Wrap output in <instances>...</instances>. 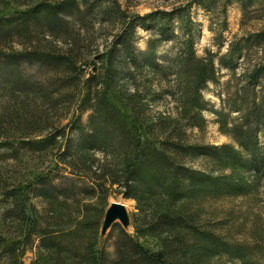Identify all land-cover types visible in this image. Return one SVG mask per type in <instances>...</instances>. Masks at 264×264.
I'll return each mask as SVG.
<instances>
[{
  "label": "trees",
  "instance_id": "obj_1",
  "mask_svg": "<svg viewBox=\"0 0 264 264\" xmlns=\"http://www.w3.org/2000/svg\"><path fill=\"white\" fill-rule=\"evenodd\" d=\"M4 1L16 9L1 11ZM103 1L0 0V264H25L35 247L33 264H264L261 242L235 240L208 209L218 200L264 196V27L231 45L220 67L214 52L198 57L193 39L186 41L177 58V115L151 117L147 97L125 82L161 72L155 52L174 39L175 19L189 31L194 24L185 10L150 14L158 36L139 53L131 45L133 19L118 44L98 55L100 70L86 77L83 65L98 51L97 25L128 17L117 1ZM217 1L197 0L207 10ZM239 2L244 17L256 3L264 12V0ZM252 50L262 57L249 58L251 69L240 75L244 88L214 112L234 142L193 143L188 131L207 126L203 91L220 84L221 68L236 75L235 59ZM200 158L202 170L187 166ZM31 159H51L53 166L28 177ZM112 192L134 200L137 212L135 233L113 226L110 253L100 229Z\"/></svg>",
  "mask_w": 264,
  "mask_h": 264
},
{
  "label": "rangeland",
  "instance_id": "obj_2",
  "mask_svg": "<svg viewBox=\"0 0 264 264\" xmlns=\"http://www.w3.org/2000/svg\"><path fill=\"white\" fill-rule=\"evenodd\" d=\"M113 0H104L103 4L109 6ZM117 1L122 10L127 14V19L123 24L115 25L108 21L96 27V47L98 51H94V57L88 65H83L85 68L86 77L98 72L101 67V60L99 54H104L108 49L118 44L119 40L124 37L125 24L133 19L138 20L135 29L134 41L131 42L135 47V52H147L149 49V42L154 40L158 35L155 31V25L147 18L150 14L158 12H177L184 11L187 13L188 21L194 24V27L189 31L191 25L186 24L181 28L177 19L173 21L174 39L163 40L157 47L155 56L159 64H161L160 73L151 70L146 71L142 77L138 75L137 80L132 82L128 80L125 86L129 91L136 89L138 86L139 91L147 97L149 114L151 117L159 115H177L179 109V86L178 74L180 68L177 63V58L183 52L185 42L193 39L194 49L198 57L207 56L208 52H214L217 56L214 58L215 63L220 67L219 58L227 54L231 45L235 42L246 40L251 34L257 33L264 27V12L261 11L259 3L250 7L246 17L243 15L239 0H218L211 6V9H205L200 6L197 0H115ZM192 3L188 9V5ZM25 8V7H21ZM16 6L10 2H3L1 11L4 12L14 11ZM147 18V19H146ZM144 24H143V23ZM95 47V48H96ZM96 50V49H95ZM256 51L252 50L246 53L244 60L243 55L235 59L238 65L235 69V74L231 73L227 68H221L220 84L209 83L208 87L203 91V97L206 102V108L203 115L207 120V126L204 131L198 128H191L188 131L190 140L195 144L221 146L224 144H232L234 141L232 137L220 130V125L217 122L215 115L216 110L223 108V100H227L229 96L243 89L245 86L244 72L251 69L249 58L252 62H256L262 57L261 53L255 54ZM25 69H27L25 67ZM234 69H232L233 71ZM29 73V72H28ZM263 94V92L260 90ZM120 103L121 108L127 114L132 116V110L127 106L126 102L116 97ZM238 115L239 113H235ZM71 115L69 116V118ZM90 112H86L82 116L84 123L88 122ZM136 122V118H133ZM67 119L64 123L66 124ZM140 131L144 138H148L145 133L144 124L140 126ZM152 138V136H149ZM259 142L264 152V127L259 134ZM30 171L27 176L31 177L37 172L49 169L52 160H46L43 164L36 162L34 159L28 161ZM206 161L204 159H197L193 162H188L187 166L192 169L202 170L205 167ZM52 168V167H51ZM63 171V170H62ZM65 175L70 173L64 170ZM71 176V175H70ZM264 197V196H263ZM262 196L227 198L211 202L208 206L210 216L214 222H222L219 224L222 231L232 234L235 240L247 243L261 242L264 248V200ZM114 202H120L125 205L129 223L125 226L119 220L114 224H120L129 233H135L132 223V217L136 209V202L134 200L126 199L123 195L117 192H112L108 199V206L106 208L103 222L101 225L100 233L102 236L101 246L108 252H114L115 237L111 234L113 228L110 227L107 231H103V223L105 220L108 209ZM218 224V223H217ZM151 248H158V244L153 239H146ZM36 260V247L29 250L24 258L25 264H33ZM226 264H241L238 261L231 262L224 261Z\"/></svg>",
  "mask_w": 264,
  "mask_h": 264
},
{
  "label": "water",
  "instance_id": "obj_3",
  "mask_svg": "<svg viewBox=\"0 0 264 264\" xmlns=\"http://www.w3.org/2000/svg\"><path fill=\"white\" fill-rule=\"evenodd\" d=\"M118 220L125 226L129 223V217L125 205L120 202H114L106 213L103 223V231H107Z\"/></svg>",
  "mask_w": 264,
  "mask_h": 264
}]
</instances>
